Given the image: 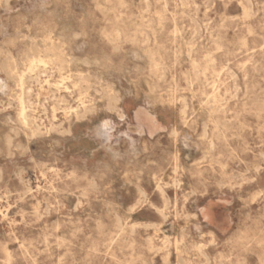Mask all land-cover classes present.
I'll return each mask as SVG.
<instances>
[{
	"label": "rangeland",
	"instance_id": "1",
	"mask_svg": "<svg viewBox=\"0 0 264 264\" xmlns=\"http://www.w3.org/2000/svg\"><path fill=\"white\" fill-rule=\"evenodd\" d=\"M0 69V264H264V0H0Z\"/></svg>",
	"mask_w": 264,
	"mask_h": 264
},
{
	"label": "bare ground",
	"instance_id": "2",
	"mask_svg": "<svg viewBox=\"0 0 264 264\" xmlns=\"http://www.w3.org/2000/svg\"><path fill=\"white\" fill-rule=\"evenodd\" d=\"M124 1V0H123ZM51 5V4H50ZM252 7V6H251ZM252 11V9L250 10ZM215 20V19H214ZM163 25V24H162ZM159 26V25H158ZM157 26V27H158ZM64 28H62L63 30ZM194 37V36H193ZM11 42V41H10ZM10 44V43H9ZM13 45V44H12ZM200 45V44H199ZM14 47V46H13ZM199 47V46H198ZM202 48V47H201ZM6 51V50H5ZM203 53V52H202ZM9 56V55H8ZM63 62L64 60L61 57V54L59 52V49H57V47L52 46L51 48H48L46 51L44 52H37L32 54L29 58H28V65L30 67V69L35 68L36 66H38L39 64H45L47 65L48 63H53L55 65L59 64L60 65V69L63 70ZM1 70V69H0ZM2 72V71H1ZM14 73L15 76L18 77V79L20 80V82L23 83V78L22 76H20L19 71L17 69H14ZM3 74V72H2ZM79 74V73H78ZM77 74V75H78ZM107 82V81H106ZM39 84V83H38ZM19 87V86H18ZM6 88V87H5ZM7 90V88H6ZM209 103H217V96L216 95H212L209 99ZM39 104V103H38ZM31 106V102L30 100L27 102L25 99H23L22 97H20V110H19V119L21 121V123L24 125V127L28 128L30 127V125L32 124V117L29 115L28 113V108H30ZM45 107V106H44ZM119 115L122 117L123 114L120 112V110L118 111ZM142 118V117H140ZM38 120V119H37ZM48 121V120H47ZM23 127V128H24ZM106 127V125H105ZM108 127V126H107ZM182 130V129H181ZM180 130V131H181ZM176 132V131H175ZM172 133V132H171ZM177 134V133H176ZM108 135V134H107ZM143 135V134H142ZM172 135V134H171ZM178 135V134H177ZM108 137V136H105ZM212 137V136H211ZM177 143V142H176ZM177 148V147H176ZM135 159V158H134ZM132 161V160H131ZM196 163V162H194ZM199 163V161H198ZM192 164V163H191ZM40 165V164H38ZM43 167V166H42ZM41 167V168H42ZM179 186V185H178ZM6 201V200H5ZM57 201V200H56ZM197 226V225H196ZM199 226V225H198ZM202 230V229H201ZM100 235V234H99ZM46 242V241H45Z\"/></svg>",
	"mask_w": 264,
	"mask_h": 264
}]
</instances>
